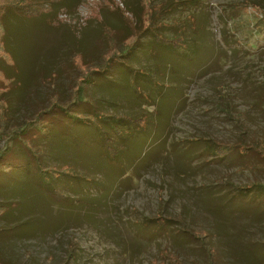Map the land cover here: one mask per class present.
Returning <instances> with one entry per match:
<instances>
[{
  "label": "rangeland",
  "instance_id": "1",
  "mask_svg": "<svg viewBox=\"0 0 264 264\" xmlns=\"http://www.w3.org/2000/svg\"><path fill=\"white\" fill-rule=\"evenodd\" d=\"M66 1L72 5L57 7L52 24H12L10 60L0 44V57L17 71L8 79L0 73V153L13 130L54 101L70 102L88 71L133 40L111 39L133 21L130 12L124 18L115 10L124 9L121 0ZM165 1H133L143 26ZM200 1L201 9L164 20L191 13L199 19V40L194 54L181 47L184 57L161 63L152 76L158 81L152 94L161 93L153 105L136 98L126 78L108 82L113 91L83 85L82 98L104 111L149 114L139 126L144 131L128 133L124 148H112L122 149L121 156L106 157L92 126L61 125L45 137L44 167L66 160L78 178H48L58 196L20 175L22 168L0 175V205L8 206L0 217V264H264V200L230 202L225 192L227 183L264 185V171L255 168L264 158L251 152L218 160L205 143L193 142L241 143L264 152V0ZM202 22L206 28H196ZM141 72L148 80L150 73ZM9 144L17 149L15 140ZM157 215L176 220L171 226L186 233L175 236L169 226L153 231L144 221ZM202 242L214 250L212 260Z\"/></svg>",
  "mask_w": 264,
  "mask_h": 264
},
{
  "label": "trees",
  "instance_id": "2",
  "mask_svg": "<svg viewBox=\"0 0 264 264\" xmlns=\"http://www.w3.org/2000/svg\"><path fill=\"white\" fill-rule=\"evenodd\" d=\"M65 1L66 0H0V44L2 50L7 54L9 32L11 31L13 23L34 20L44 25H46V23L52 24L54 20H52L51 17L53 15L55 19L58 17V14L54 13L57 7L62 6L67 8L69 5H72L68 1L65 3ZM133 1L134 0H121L124 9L119 8V6L115 7V10L119 12L122 17H124V11L132 14L133 21L129 24V28L123 25L125 31L117 29L118 31H115L113 34L111 33V39L112 41L114 40V42L117 38H121L120 40L122 42H127L133 38L130 44L126 45L127 47L123 52L113 51L107 57L105 56V60L101 67L97 69L93 68L88 71L87 74L79 80L77 87L74 86L76 87V95L70 102H52L48 107L39 110L33 118L27 119L24 125L11 132L8 138H6L3 151L0 153V175L6 174L5 176H7L9 173H14L16 168H22L20 175L33 176L38 186L44 189L43 191H46L47 195L51 198L56 197L59 195V192L50 186V184H47L48 178H52L55 174L64 176L69 175L74 178H78V176L72 174L67 165L63 164L66 160H62L60 164L57 161L49 167H44L45 137L50 132L51 128H62L61 125L71 124L84 127L92 126L96 129L98 137H100V143L108 159H114L116 155H120L119 153L122 149H119V153L111 150L114 146L116 147V145L120 148H124L128 143L126 140L128 133L132 135L144 131V129L139 126H142V123L148 121L149 114H117L104 111L92 100L82 98V87L84 84L95 87L104 86L108 90L113 91L108 85V82L112 81L114 78H126L133 83V87L136 91L135 97L144 102V104L153 105L161 93L152 94L153 91H158V89L155 91V83L158 81L153 79L152 76L159 73L161 63H164L170 57H174L175 59L184 57L185 55L181 54V51H179L181 47L189 46L193 48V54L196 51V44L199 38L195 35L194 26L195 24L198 25L199 19L191 14L193 13L191 10H195L196 8L201 9L200 5L202 2L200 0H166L159 5L156 12L150 15L148 24L143 26L142 21L138 18V11L136 9L137 4H135L138 0H135V2ZM246 3L252 4L248 0ZM76 4L73 5L75 6ZM181 10L184 12L191 11V13L171 23L164 21L165 18ZM196 28L205 29L206 26L202 22V24H199ZM164 29H166L171 36H165ZM261 29L264 30V27ZM7 56L10 60L11 56L9 54H7ZM142 58L145 59V63L139 62ZM190 58H193V56H190ZM8 62V60L0 57V73L4 79H8L9 77L14 78V74H17L13 66L14 64H8ZM9 67L12 68L11 73L8 71ZM141 71H148L152 78L150 76L148 80L142 78L141 76L147 75L142 74ZM168 82L170 81L168 80ZM136 83H138L142 89L145 87L143 86L145 84H150V87L140 91L139 88L135 87ZM11 140L17 142L18 145H16V150L13 149V146H10L9 141ZM197 141L205 143L204 149L210 153L209 156L216 157L218 160H228L231 155L239 157L251 156V152H254V154L257 152L260 157L262 156V159L264 158L263 151H258L257 147L250 145L246 146L241 143L229 144L205 138L193 140V142ZM199 146L200 144L197 146L196 152H199ZM260 151L262 153H260ZM48 157L49 153L46 149V159H48ZM53 165H57V167ZM255 168L264 171V164H258ZM218 184L222 186L226 185L222 183ZM227 185L228 188L225 189V192L230 202L239 201L246 203L247 199L251 202L264 200V185L258 184L245 187L236 186L231 183H227ZM260 190H263L261 194ZM6 207L8 206L0 205V217L7 211ZM174 221L176 220L170 217L157 215L155 217L146 218L144 222L148 227L151 229L153 228L155 232H161V230L163 231L165 227L169 226L168 228L170 230H174L173 235L182 236V233H186V230L182 227L171 226V223H174ZM165 233L169 235V232ZM189 235L194 236L192 232H190ZM203 243L204 242H202V246L205 251L210 254L209 259L212 260L214 250L205 246Z\"/></svg>",
  "mask_w": 264,
  "mask_h": 264
}]
</instances>
